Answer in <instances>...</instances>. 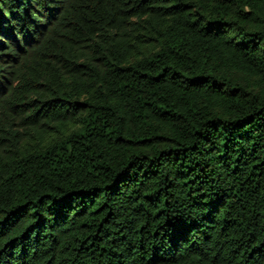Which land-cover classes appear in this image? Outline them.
Masks as SVG:
<instances>
[{
  "label": "trees",
  "instance_id": "1",
  "mask_svg": "<svg viewBox=\"0 0 264 264\" xmlns=\"http://www.w3.org/2000/svg\"><path fill=\"white\" fill-rule=\"evenodd\" d=\"M0 264H264V0H0Z\"/></svg>",
  "mask_w": 264,
  "mask_h": 264
}]
</instances>
